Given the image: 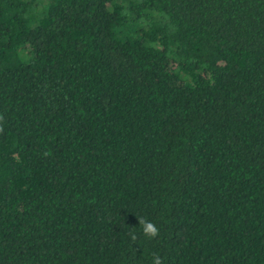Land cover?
<instances>
[{"label": "trees", "instance_id": "trees-1", "mask_svg": "<svg viewBox=\"0 0 264 264\" xmlns=\"http://www.w3.org/2000/svg\"><path fill=\"white\" fill-rule=\"evenodd\" d=\"M157 259L264 264V0H0V264Z\"/></svg>", "mask_w": 264, "mask_h": 264}, {"label": "clouds", "instance_id": "clouds-1", "mask_svg": "<svg viewBox=\"0 0 264 264\" xmlns=\"http://www.w3.org/2000/svg\"><path fill=\"white\" fill-rule=\"evenodd\" d=\"M143 231L145 234L155 237L159 229L152 222H143ZM156 264H160L159 259H157Z\"/></svg>", "mask_w": 264, "mask_h": 264}, {"label": "rangeland", "instance_id": "rangeland-1", "mask_svg": "<svg viewBox=\"0 0 264 264\" xmlns=\"http://www.w3.org/2000/svg\"><path fill=\"white\" fill-rule=\"evenodd\" d=\"M47 2H48V4H49V6L52 4V3H54V0H46ZM44 3V2H43ZM41 5H42V3H41Z\"/></svg>", "mask_w": 264, "mask_h": 264}]
</instances>
